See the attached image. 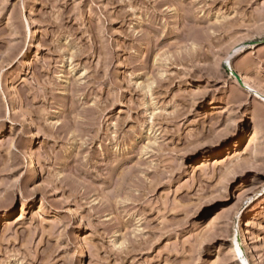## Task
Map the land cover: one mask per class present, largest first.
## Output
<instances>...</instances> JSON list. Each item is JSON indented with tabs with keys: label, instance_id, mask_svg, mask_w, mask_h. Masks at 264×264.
Instances as JSON below:
<instances>
[{
	"label": "rangeland",
	"instance_id": "obj_1",
	"mask_svg": "<svg viewBox=\"0 0 264 264\" xmlns=\"http://www.w3.org/2000/svg\"><path fill=\"white\" fill-rule=\"evenodd\" d=\"M244 263L264 0H0V264Z\"/></svg>",
	"mask_w": 264,
	"mask_h": 264
},
{
	"label": "bare ground",
	"instance_id": "obj_2",
	"mask_svg": "<svg viewBox=\"0 0 264 264\" xmlns=\"http://www.w3.org/2000/svg\"><path fill=\"white\" fill-rule=\"evenodd\" d=\"M234 54H235V49H234L233 52H231V55H234ZM18 103H19V102H18V99H16V101H15V106H17ZM259 133H260L259 128H258V127H255V128L250 129V130L248 131L246 138L253 139V138H254L257 134H259ZM8 226H9V223L6 222V224H5V226H4V230H6V229L8 228ZM239 253H240V252H239ZM243 262H244V261H243ZM244 264H246V263H244Z\"/></svg>",
	"mask_w": 264,
	"mask_h": 264
},
{
	"label": "water",
	"instance_id": "obj_3",
	"mask_svg": "<svg viewBox=\"0 0 264 264\" xmlns=\"http://www.w3.org/2000/svg\"><path fill=\"white\" fill-rule=\"evenodd\" d=\"M230 70V69H229ZM237 78H238V76H237ZM238 80H239V82H240V78H238Z\"/></svg>",
	"mask_w": 264,
	"mask_h": 264
}]
</instances>
